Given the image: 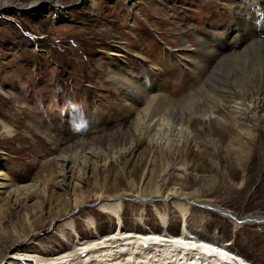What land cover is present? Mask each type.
I'll return each mask as SVG.
<instances>
[{
    "label": "bare ground",
    "instance_id": "1",
    "mask_svg": "<svg viewBox=\"0 0 264 264\" xmlns=\"http://www.w3.org/2000/svg\"><path fill=\"white\" fill-rule=\"evenodd\" d=\"M224 2L229 3L225 4V31L220 29L222 23L212 21L201 34L186 20L194 43L182 41L169 50L186 66L190 84L198 85L195 91L180 100L159 92L161 89L148 85L143 75L127 68L125 58L133 52L118 46L111 52L117 55L111 58L115 67L107 75L128 97L126 104L135 113L129 126L120 127L123 141L111 131L90 140L81 135L67 144L62 136L38 129L49 143L39 158L33 159L40 162L38 172L12 174L6 160L0 159V264H259L229 241L192 231L184 212L197 189L185 190L183 185H193L204 170L200 157L209 156L216 169H221L200 143L193 124L200 127L212 119L209 131L217 135L216 142L231 153L242 172L245 164L240 161L249 157L242 159L243 153H250L263 138L264 0ZM42 5L49 7L53 19L66 17L59 0H0V14L9 7L35 11ZM0 90L4 91L1 83ZM0 129L11 135L15 127L0 117ZM189 155L197 158L189 159ZM170 169L171 173L177 171L181 181L164 189L158 178L163 179ZM123 197L141 203L184 199L176 200L183 212L177 230L167 229L163 218L164 227L159 230L127 227L120 215ZM89 200L115 218L111 230L100 233L95 228L84 238L73 229L66 245L53 252L29 250L19 243L38 225L50 224Z\"/></svg>",
    "mask_w": 264,
    "mask_h": 264
},
{
    "label": "rangeland",
    "instance_id": "2",
    "mask_svg": "<svg viewBox=\"0 0 264 264\" xmlns=\"http://www.w3.org/2000/svg\"><path fill=\"white\" fill-rule=\"evenodd\" d=\"M59 1L66 16L61 20L53 19L45 5L35 11L9 7L0 14V83L4 88L0 90V117L15 127L11 135L0 129V159L4 158L8 170L18 176L40 169L39 160L33 159H38L49 143L38 129L62 136L67 144L81 135L90 140L111 131L123 141L120 127L129 126L135 113L126 104L128 97L107 75L115 67L111 58L117 55L111 52L118 46L142 56L126 52L127 68L143 75L148 85L161 89L159 92L179 99L195 91L198 85L190 84L186 66L169 50L182 41L194 43L186 20L201 34L212 21L222 23L220 29L225 31V4H229L224 0ZM209 123L213 120L193 127L198 128L200 143L206 145L221 169H216L209 156H201L204 170L193 185H183L185 190L197 189L196 195L189 197L191 202H185L188 225L197 234L229 241L244 256L264 264V222L240 223L195 204L198 200L213 202L236 215L264 214V129L260 130L262 141L250 153H243L242 159L249 157L240 161L245 164L242 172L231 153L216 142L217 135L209 131ZM176 172H172L174 176L170 169L163 179L158 178L164 189L181 181ZM176 200L185 201L168 197L141 203L123 197L121 219L127 227L159 230L164 227L163 218L166 228L176 231L183 214ZM91 201L50 224L38 225L19 243L29 250L53 252L66 245L73 229L84 238L95 228L100 233L111 230L115 218Z\"/></svg>",
    "mask_w": 264,
    "mask_h": 264
},
{
    "label": "water",
    "instance_id": "3",
    "mask_svg": "<svg viewBox=\"0 0 264 264\" xmlns=\"http://www.w3.org/2000/svg\"><path fill=\"white\" fill-rule=\"evenodd\" d=\"M195 204H198L200 206L208 207L205 203L202 201H195ZM210 207V206H209ZM208 207V208H209ZM214 210H217L221 214L228 216L237 222L240 223H263L264 222V214H259V213H248L244 215H236L235 213L231 212L230 210H226L224 208L215 206V207H210Z\"/></svg>",
    "mask_w": 264,
    "mask_h": 264
},
{
    "label": "snow or ice",
    "instance_id": "4",
    "mask_svg": "<svg viewBox=\"0 0 264 264\" xmlns=\"http://www.w3.org/2000/svg\"><path fill=\"white\" fill-rule=\"evenodd\" d=\"M193 247H195V245H193Z\"/></svg>",
    "mask_w": 264,
    "mask_h": 264
}]
</instances>
